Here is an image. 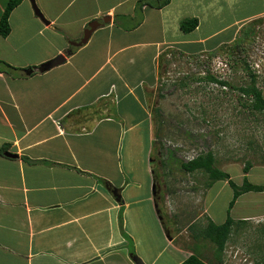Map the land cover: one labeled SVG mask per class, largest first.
<instances>
[{"label": "crops", "instance_id": "crops-1", "mask_svg": "<svg viewBox=\"0 0 264 264\" xmlns=\"http://www.w3.org/2000/svg\"><path fill=\"white\" fill-rule=\"evenodd\" d=\"M138 1L36 0L48 23L30 0L12 11L0 58L17 69L0 70V147L18 156L0 153V264H136L133 255L180 264L193 253L177 243L172 223L168 230L154 185L147 83L160 67H151L149 54L155 61L170 48L214 51L230 42L228 30L264 15V0L141 9ZM107 15L86 43L73 45ZM188 17L199 25L186 33L180 22ZM69 50L64 63L40 71ZM262 215L239 217L233 227L234 241L258 257L264 231L248 243L246 230L264 229L254 219Z\"/></svg>", "mask_w": 264, "mask_h": 264}, {"label": "rangeland", "instance_id": "rangeland-1", "mask_svg": "<svg viewBox=\"0 0 264 264\" xmlns=\"http://www.w3.org/2000/svg\"><path fill=\"white\" fill-rule=\"evenodd\" d=\"M243 1L238 0V4ZM2 4L0 0V8ZM172 6L167 8L170 12ZM242 16L227 15V18ZM227 38L230 42L217 51L186 54L170 48L155 61H152L154 52L149 54L151 67L154 63L160 67L147 83L154 123L151 160L156 171L155 189L163 197L161 216L169 231L172 223V231L181 246L199 253L209 264H261L264 256L258 257L249 245L234 241V228L222 255L217 254L210 240H195L194 229L190 228L193 223L197 228L204 226L209 217L223 223L233 189L226 180H217L210 186L212 180L207 172L187 171L182 162L211 150L216 165L229 172L238 184L243 183L244 166L248 162L252 164L247 174L249 180L264 184V112L245 106L249 98L241 96L239 90L250 83L247 61L258 75V85L264 93V15L245 22L238 31L231 28ZM219 41L216 37L211 43L215 45ZM208 74L229 84L224 86L204 78ZM260 208H264V192L251 191L237 199L230 214L238 219L264 213ZM254 219L264 222V215ZM262 230H246L247 242L252 241L253 232L259 235ZM261 247L264 252V244Z\"/></svg>", "mask_w": 264, "mask_h": 264}, {"label": "trees", "instance_id": "trees-1", "mask_svg": "<svg viewBox=\"0 0 264 264\" xmlns=\"http://www.w3.org/2000/svg\"><path fill=\"white\" fill-rule=\"evenodd\" d=\"M23 0H8L6 7L0 17V35L7 37L11 30L10 16L12 11L22 2ZM171 0H139L138 7L141 9L145 5L152 7L162 8L170 3ZM199 25V19L197 17H188L184 18L180 22V27L182 31L188 33L193 31ZM224 46V45H223ZM237 47V46H236ZM218 49L214 50L217 51ZM164 53H161L159 59L163 56ZM167 55V54H166ZM245 67L248 70L250 76V83L245 86H240L239 90L241 96H247L249 98L248 103H245V106L250 107L252 110L257 112H264V93L263 90L258 85V75L253 69H251L250 64L245 61ZM9 68L17 69L12 66L5 60L0 58V70H7ZM24 70V69H20ZM32 70V67H29V71ZM203 78V77H201ZM204 78H208L211 81L220 83L224 86L229 84L226 80H221L215 77L213 74H208ZM153 142V148L154 149ZM7 149L6 146L0 147V153L2 154ZM151 160V164L153 165ZM251 163L248 162L244 166V179L242 184H238L230 175L229 172L220 169L216 165V156L213 151L209 150L206 153L199 154L195 158L182 162V167L187 171L194 172L196 170H204L208 173L210 179L212 180L209 185L211 186L217 180H226L228 184L233 189V198L230 201L228 208V216L223 223H216L212 218H208L207 223L204 226L197 228V225H190L191 229H194L193 236L195 240H200L201 238L210 240L216 246V252L218 255H222L226 249L227 243L231 237L233 227L236 223V220L231 216V209L235 205L237 199L246 192H264V184H256L249 180L248 172L251 168ZM153 171V169H152ZM155 172L153 171L154 185L155 183ZM264 231V229H263ZM261 264H264V259ZM180 264H209L207 263L199 253L193 251L183 262Z\"/></svg>", "mask_w": 264, "mask_h": 264}, {"label": "water", "instance_id": "water-1", "mask_svg": "<svg viewBox=\"0 0 264 264\" xmlns=\"http://www.w3.org/2000/svg\"><path fill=\"white\" fill-rule=\"evenodd\" d=\"M33 10L35 12L36 15H38L40 17V19L46 23H48V19L46 18V16L44 15V13L42 12V10L40 9L38 3L36 2V0H30ZM111 17L110 15L104 16L102 18H95L93 19L84 29V34L82 36V38L79 41H76L75 43H73V45H82L83 43H86L92 33L99 27H101L103 24H105L106 22L110 21ZM71 53V51H67V52H62L60 54H58L56 57L50 59L49 61H47L46 63H44L41 67H40V71H44V70H48L54 66L60 65L62 63H64L67 59V56ZM5 155L9 156V157H17L18 155L15 153H12L10 151H5L4 152ZM132 259L134 260V262L136 264H145L144 261L138 256V255H133Z\"/></svg>", "mask_w": 264, "mask_h": 264}, {"label": "clouds", "instance_id": "clouds-1", "mask_svg": "<svg viewBox=\"0 0 264 264\" xmlns=\"http://www.w3.org/2000/svg\"><path fill=\"white\" fill-rule=\"evenodd\" d=\"M192 254V253H191Z\"/></svg>", "mask_w": 264, "mask_h": 264}]
</instances>
